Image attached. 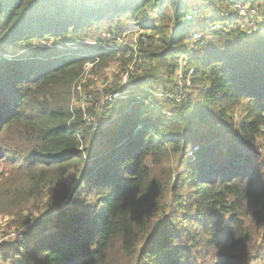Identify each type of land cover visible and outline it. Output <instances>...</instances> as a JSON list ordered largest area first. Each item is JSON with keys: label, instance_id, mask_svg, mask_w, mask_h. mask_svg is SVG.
Returning <instances> with one entry per match:
<instances>
[{"label": "trees", "instance_id": "16d2710c", "mask_svg": "<svg viewBox=\"0 0 264 264\" xmlns=\"http://www.w3.org/2000/svg\"><path fill=\"white\" fill-rule=\"evenodd\" d=\"M207 1L0 0L2 50L59 43L0 62L1 264H264V34ZM128 22L137 49L103 48ZM120 53L108 127L80 104Z\"/></svg>", "mask_w": 264, "mask_h": 264}, {"label": "rangeland", "instance_id": "374dc122", "mask_svg": "<svg viewBox=\"0 0 264 264\" xmlns=\"http://www.w3.org/2000/svg\"><path fill=\"white\" fill-rule=\"evenodd\" d=\"M227 1V2H226ZM238 1V0H237ZM246 1L248 3H252V0H243ZM256 2H260V11H264V0H255ZM207 2H210L211 4H213V9L212 12H218L219 10H223V9H228L231 5V1L229 0H208ZM205 2L204 5H197L198 7H203V8H207L208 7V3ZM229 3V4H228ZM156 13V12H155ZM157 14V13H156ZM144 32H140L138 30V27L136 25H134L132 22H128L124 32L122 33V35L124 36V44L121 46V50H126L128 48H126L128 45L131 46L135 44V42H137L140 39L141 34ZM149 32H145L144 34H148ZM106 35V33H104V35L102 36V38H104V36ZM51 42V41H50ZM59 44V43H58ZM56 44V45H58ZM54 45L55 42H51L50 44L48 43L47 45H44L43 48H41L39 46V44H34L32 45L30 48L28 46H23V47H17V48H7L6 50H4V53L6 54L5 56L9 57L10 62L12 61H23V60H27L28 58H30V56H34L33 54H35L36 51H41L44 53H49L50 55H54L55 51H54ZM55 45V46H56ZM61 46H58V51H61ZM137 49V48H136ZM132 51V50H131ZM135 51V50H134ZM130 52V51H129ZM128 56L125 57L123 59V53H120L114 61H112L110 63V65L108 66L107 69L103 70L100 73V76L98 78H96V82L95 84L92 86V98L88 100V103L86 104L85 102V108L84 110H86L88 107H92L91 108V114L94 117V119H89V121L94 122L96 124H100L103 123V125L108 126L109 123L112 121H109V118L114 119V116L116 114V112L118 111V109H115L112 113V116H108V118H104L101 121V117H102V112H101V107H100V102L105 104V97L109 95L110 93H115L118 92L122 89L121 87V81L119 80V73L121 72V67L123 60L128 59L129 58V53H127ZM136 58V57H135ZM134 60L129 63V64H136L137 58L136 60ZM123 59V60H122ZM186 60V57L183 58V61ZM62 58H56V60H52V61H48V67H53L55 66L57 63L61 62ZM93 68V66H88V70L90 71ZM131 70H134V68L131 67ZM181 70L178 72L177 76L179 74H181ZM169 77V76H168ZM170 81H172V83L169 82V89H174V85H175V78L170 79ZM130 89V88H129ZM128 89V90H129ZM130 93V92H129ZM81 106V104H80ZM88 106V107H87ZM101 121V122H100ZM100 122V123H98ZM111 124V123H110ZM109 127V126H108ZM3 174V168L0 167V175ZM70 208H74V204L71 203ZM50 210H53L52 208H47L45 210H43L40 214L36 215V218H38V220L40 218H46L49 214H50ZM10 223V216L8 215H0V242L1 240H7L9 238L6 237V235L8 234V231H10L11 229H9L7 227V225ZM49 226H51V222L49 220ZM52 231H55V229H52ZM12 237H15V235H11ZM1 264V263H0Z\"/></svg>", "mask_w": 264, "mask_h": 264}, {"label": "built area", "instance_id": "2783aa9c", "mask_svg": "<svg viewBox=\"0 0 264 264\" xmlns=\"http://www.w3.org/2000/svg\"><path fill=\"white\" fill-rule=\"evenodd\" d=\"M227 2V1H226ZM229 4V3H228ZM220 16L223 19H226L229 21V23H223V24H216L212 27V32H222V33H228L231 31H241L243 33H246L248 35H254V34H264V11H260V2L253 1L252 3H248L243 0H238L233 3H231L230 7L228 9H221L219 10ZM201 17L200 13L190 14L187 18V21L193 20L195 17ZM124 36L125 35H113L106 33L104 36L105 44L103 45V48H108L112 50H119L121 46L124 44ZM202 39V35L200 32L193 33L188 41V47L190 48L191 45L195 44L196 42L200 41ZM140 40V39H139ZM139 40L135 42L134 46L131 45L134 49H136L139 46ZM143 44L150 45L151 43L145 38H142ZM4 50L0 48V62L3 60L10 61L9 57L5 56ZM182 57L179 61L180 69L183 68V66L186 63V60L183 61ZM88 68V67H87ZM88 70V69H87ZM193 72H190V75ZM180 75V74H179ZM178 75V76H179ZM181 77V76H179ZM187 85H190V82H188ZM121 87H126V89L130 88V82H129V72L128 70L122 74L121 77ZM179 95L176 96L170 95L169 97L179 99ZM126 98V93H120V91L115 93H110L108 96L105 97V104L106 103H112L115 101H122ZM83 108H85V102L81 104ZM15 235V234H14ZM15 237L21 238L22 233L19 231Z\"/></svg>", "mask_w": 264, "mask_h": 264}]
</instances>
